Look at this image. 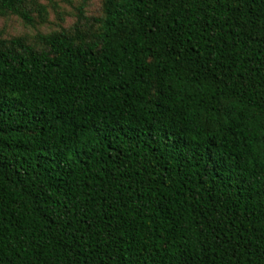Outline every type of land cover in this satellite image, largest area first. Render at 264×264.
Segmentation results:
<instances>
[{"label": "trees", "instance_id": "16d2710c", "mask_svg": "<svg viewBox=\"0 0 264 264\" xmlns=\"http://www.w3.org/2000/svg\"><path fill=\"white\" fill-rule=\"evenodd\" d=\"M61 1L0 0V264H264V0Z\"/></svg>", "mask_w": 264, "mask_h": 264}, {"label": "rangeland", "instance_id": "374dc122", "mask_svg": "<svg viewBox=\"0 0 264 264\" xmlns=\"http://www.w3.org/2000/svg\"><path fill=\"white\" fill-rule=\"evenodd\" d=\"M45 2V1H44ZM78 0H72L73 4H76ZM59 12L61 16L65 18L64 25H70L75 20L74 12L75 9L68 1L59 0ZM100 11V0H91V5L88 7V12L91 14H97ZM59 14L50 8L49 12V22L41 25L40 29L43 31H50L53 29H58L60 26ZM0 27L5 29L8 35L19 34L23 32L34 33L36 30L33 27L24 26L21 21L17 18H6L0 20Z\"/></svg>", "mask_w": 264, "mask_h": 264}, {"label": "snow or ice", "instance_id": "6c2138e0", "mask_svg": "<svg viewBox=\"0 0 264 264\" xmlns=\"http://www.w3.org/2000/svg\"><path fill=\"white\" fill-rule=\"evenodd\" d=\"M262 147H264V145H262Z\"/></svg>", "mask_w": 264, "mask_h": 264}]
</instances>
